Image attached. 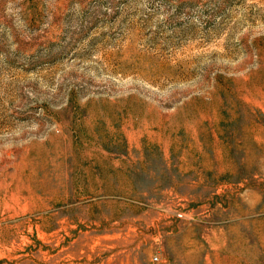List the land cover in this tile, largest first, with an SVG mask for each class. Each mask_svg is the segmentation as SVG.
I'll list each match as a JSON object with an SVG mask.
<instances>
[{"label":"rangeland","instance_id":"obj_1","mask_svg":"<svg viewBox=\"0 0 264 264\" xmlns=\"http://www.w3.org/2000/svg\"><path fill=\"white\" fill-rule=\"evenodd\" d=\"M0 264H264V0H0Z\"/></svg>","mask_w":264,"mask_h":264},{"label":"built area","instance_id":"obj_2","mask_svg":"<svg viewBox=\"0 0 264 264\" xmlns=\"http://www.w3.org/2000/svg\"><path fill=\"white\" fill-rule=\"evenodd\" d=\"M154 259H157V256H155V258Z\"/></svg>","mask_w":264,"mask_h":264},{"label":"bare ground","instance_id":"obj_3","mask_svg":"<svg viewBox=\"0 0 264 264\" xmlns=\"http://www.w3.org/2000/svg\"><path fill=\"white\" fill-rule=\"evenodd\" d=\"M209 160V159H208ZM79 161V160H78ZM30 190V189H29Z\"/></svg>","mask_w":264,"mask_h":264}]
</instances>
